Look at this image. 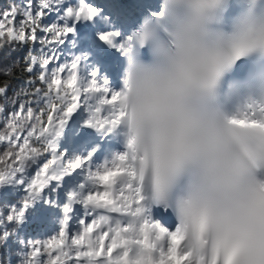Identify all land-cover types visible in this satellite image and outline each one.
<instances>
[{
	"label": "rangeland",
	"instance_id": "rangeland-1",
	"mask_svg": "<svg viewBox=\"0 0 264 264\" xmlns=\"http://www.w3.org/2000/svg\"><path fill=\"white\" fill-rule=\"evenodd\" d=\"M66 1L67 0H64V2L63 0H0V35L2 36L0 37V74L8 72V70L15 65V59L20 56V52L23 50V45L28 38L22 27V23L25 19L29 21L30 25H34L36 23L35 19L42 16L41 12H44L45 9H47L46 7H51L56 8L58 12L63 11L65 14L67 12L69 19L74 20L78 26L81 24V21L83 23L87 20L94 19L99 13V8L94 7L96 0H70L71 7L65 10L63 6L67 5L68 2ZM99 1L102 2V0ZM80 2H83L85 8L89 11L86 9L80 14L77 8ZM53 17L57 18L56 15H53ZM42 21L43 19L40 18L39 26L41 27L39 29V34H42H40V38L46 43L44 45H39L38 38L30 36L32 44L30 51L33 49L38 51V54L34 56L31 55L30 62L35 64L38 61L40 66H33V69H31L32 66H30L31 68L29 70L30 72L37 71L40 81L48 85L47 89L52 92V95L55 96L56 99L62 101L63 104H66L68 101L64 91L66 85L72 78V83L70 84V92L73 94L72 102L75 103L77 100H81L84 109L80 116V121L72 124L66 121L59 124L50 122L49 125L42 130L43 136L50 140L48 161L40 155L38 149L29 141L31 133L37 128L39 122V116L36 118L33 113L35 110L31 106L32 109L27 107L19 98L17 100L14 99L13 101L14 103L16 102V104L10 107L14 109L17 108L19 112L11 110L13 112V119L9 122H6L4 118L3 120L0 119V123H2L1 126L3 125L1 128L2 135L0 136V180L6 185L4 188L7 187L6 189L8 190L4 195H0V212L2 211V214H0V264H95L99 252L101 249L103 250V242L106 238L105 235L99 234L94 236L93 231L96 228L95 222L90 221L87 223L86 219L85 221L80 220L79 222H73L74 227L67 233L65 231L66 227L64 222L66 217L64 215L68 207V196L69 198L76 196V207L85 206L91 198L90 196H96L98 199L102 198V193L95 190V185L101 184L104 180L107 181L112 179L118 170V166L107 167L105 165L103 167V173L98 177H94V175L91 176V173H88V175H90L89 179H93L95 182L91 189L87 191L82 183L76 184L75 181L70 182V180L73 181L72 176L74 175L83 179L86 176L85 172H83L86 167H84L83 164L86 162L90 163L89 152L91 151V143L80 145L77 144L76 140L84 132L92 134L91 130L93 127L100 130L102 125L107 123L109 119V114H101L100 110L90 104L87 92H89L92 85H100L102 86L101 91H103L104 94H109L108 97L111 102L120 95L121 91L114 86L112 79L105 75L96 76L94 70L93 76H89L88 74L81 76V74L76 71L75 66L77 64L75 60H72L69 65H67V63H61L59 67H56V61L48 63L49 60H47L45 64H43L47 57L50 58L54 55L55 48L53 46L55 43L57 44L60 40L64 39L66 33L59 30L54 22L51 23L47 21V23L43 25ZM47 28L52 29L50 31V37L46 36ZM62 29L64 30V28ZM91 77H94L95 81ZM95 77L98 78L95 79ZM10 89L12 91L14 90L16 95L19 96V88L14 86ZM43 99L48 105V98L44 96ZM5 104H9L6 98ZM75 106L72 109H75ZM72 109L68 107L67 111H71ZM65 115L67 116L68 113H65ZM55 125H57L56 128ZM21 132L22 134L19 135ZM54 137H57L60 142H62L63 139L68 142L62 148V157L55 153V147L52 144V139ZM79 152L84 154L83 158L80 160L77 156ZM56 159H62L63 165L69 168L66 174L70 176L67 178L70 179L68 182L70 193L61 197L62 201L65 203H63V210L61 213H58L55 208L50 210V205L55 207L54 202L56 193L53 197L51 195L47 196L48 189L51 193L52 190L55 191V188L58 187L57 179L52 182L55 184V187L53 186V188H51L50 181V185L48 184L44 192L40 193V186L45 182V172L53 165ZM95 167L99 168L100 166L96 165ZM77 169H79L80 172L76 173ZM49 178L53 180L52 177ZM64 181H66V179H64L63 182ZM74 189L77 190L76 193H74ZM36 205L41 206L40 210H37V212L33 208ZM45 210L47 213L50 211L53 215L51 217L50 214V222H48L46 227H42L40 230L37 223L34 225L33 229L28 228L26 233L23 232V234L27 235L26 244H22L15 236L16 230L21 226L20 218L28 214L30 219L38 220L37 217ZM34 212H36V214L31 215ZM83 217L85 218V216ZM86 223L87 225L85 226ZM4 224L8 227H12V233L14 234L12 240L17 243V246L19 245V249L13 253L14 259L12 254L6 255L4 253L7 250V245L5 244L7 233L5 231L3 232ZM157 224L159 225V222H157ZM115 241L116 238L105 245V253H107L108 256L110 255V250L113 248L112 246L115 244ZM25 245L28 246V250L26 251ZM15 246H13V248H16ZM82 249H84V251H82ZM167 250L169 256V247ZM87 257H89L88 262H86ZM83 260L84 262H82ZM164 263V261H160L155 264ZM104 264H111V262L108 260ZM113 264L152 263L145 257H139L133 262H128L124 257H121L120 260H117V262Z\"/></svg>",
	"mask_w": 264,
	"mask_h": 264
},
{
	"label": "bare ground",
	"instance_id": "bare-ground-1",
	"mask_svg": "<svg viewBox=\"0 0 264 264\" xmlns=\"http://www.w3.org/2000/svg\"><path fill=\"white\" fill-rule=\"evenodd\" d=\"M106 1L110 2L111 0ZM101 3V1L96 0L94 7L99 8V13L97 14L96 18L88 24L93 25L95 29H97L92 34L89 35L86 33V30L89 26L85 25V22L82 23L81 21V24L77 26L76 23L73 21L76 27L75 32H77L76 36H74V38L78 40L77 45L82 44V46H86L89 50L98 49L101 53H103V55L107 56L109 60L112 59L113 56L118 52L119 56H125L126 58L128 57L129 52L128 41L130 38V33L124 27V24L121 23V21H117L114 17L108 16V8L111 9L112 7L107 6L105 3ZM77 8L80 14H82L87 9L85 8L83 2H80L77 5ZM82 24L83 27L81 26ZM0 37L2 36L0 35ZM33 37H35L34 32ZM21 53L22 52H20V56ZM110 54H112V56H110ZM20 56L16 59L18 60ZM16 59L15 62L17 63ZM82 59L83 58L81 56L77 58L80 64L83 62ZM109 60L107 62H109ZM6 73L7 72L2 74ZM127 73L128 71H126L124 76V92L120 93V95L111 102L101 101L98 103L99 107L101 108L105 105L106 110L104 112H107L109 114V119L107 123L102 125L100 133L93 134V130H91L92 134L84 132L76 140L77 144H93V140L91 138H96L100 140V143H108L113 141V133L116 129L119 128L120 117L124 113V100L127 95L128 87ZM14 86L18 88V86L14 84H4L0 86V119L3 120L4 118L6 122H9L11 119H13V112L11 110H13L14 112H19L17 108L14 109L13 107H10L16 104V102L14 103L13 101L14 99L17 100L19 98V100H21L20 97L16 95L15 91H12L10 89ZM5 98L8 100V105L5 104ZM255 105L261 108L258 103H256ZM26 106L29 107L28 105ZM29 108L31 109V107ZM33 113L36 118H38V113L35 111H33ZM73 115L74 109L69 112V117ZM258 122L261 121L258 120ZM1 124L2 123H0V136L2 135L1 128L3 126H1ZM21 134L22 132L19 135ZM32 137L33 132L30 135V142ZM57 142L58 138L54 137L52 139V144L55 146ZM124 145V149L131 150V154L133 155L132 159H127L124 155L119 156L118 153L116 154L115 152L110 153V155L106 158L102 157L101 159H99L93 147L90 146V163L86 162L83 164V166L87 169L83 170L86 176L83 179H80L78 176L74 175L73 178L76 180V184L82 183L87 191L91 189L93 183L95 182V180L89 179L90 175H88V173H91V176L94 175V177H98L103 173V167L105 165L107 167L118 166V170L114 174L112 179L107 181L104 180L101 184L95 185V190L99 193H102V198L89 199L85 206L76 207V201L74 199V197L76 198V196H72V198H69V196L67 197L68 209L66 208V212L64 215L66 217L64 222V225L66 227L65 231L69 233L68 228L69 226H71L70 220L76 221V217L85 216L87 223L90 221L95 222L96 228L93 231V235H105L106 238L103 242V248H105V245L108 244L110 238L111 240H114L116 238L115 244L110 250V255L108 256L107 253H105V251L101 249L95 260V264H104L108 260H110L111 264H113L117 262V260H120L121 257H124L125 260H127L128 262H133L139 257H145L152 264L159 263L160 261H164V264H203L202 256L198 257L195 254H192L187 250H183L181 248L182 238L179 239V247L175 246L174 243L179 235L181 225H178L175 229L169 230L160 224L158 225L157 221H147L146 224H144V222L139 220L138 210L141 206L140 199L137 197V187L132 184L133 176L135 173L133 163L134 159L138 157L135 155L133 141L130 138L125 137ZM77 156L80 160L83 158L84 154L79 152ZM61 165L63 166V163L60 161V159H56L53 162V165L47 169V171L45 172V182L42 183V185L40 186V193L44 192L50 181L54 182L55 179H57V183L59 185L62 184L65 178L62 175L63 171H60ZM94 165H99L100 167L96 168ZM77 172H80V170L77 169L76 173ZM122 175H126L127 178H121ZM49 177H52L53 180H51ZM0 182V195H4V193H7L8 190L6 189L7 187L4 188V186L6 185L3 183V181L0 180ZM70 182L73 181L70 180ZM74 193H76L75 189ZM113 213L117 215V218L114 223L110 224V215ZM0 214H2V211L0 212ZM46 216L47 212L45 210L42 214H40L39 217H37V221H39V219H42V217L45 218ZM52 216L53 215L51 213V217ZM35 222L36 220L30 219L28 214L25 217L20 218L21 226L18 227L15 235L16 238H18V240L22 242V244H26L27 238V235L23 234V232L26 233L28 228L31 227ZM87 223L85 224V226L87 225ZM73 227L74 226H71V228ZM168 247L171 256L170 254L168 256ZM26 250H28V246L25 245V251ZM150 252H156V257L153 259L149 258L148 254ZM82 262H84V260Z\"/></svg>",
	"mask_w": 264,
	"mask_h": 264
},
{
	"label": "trees",
	"instance_id": "trees-1",
	"mask_svg": "<svg viewBox=\"0 0 264 264\" xmlns=\"http://www.w3.org/2000/svg\"><path fill=\"white\" fill-rule=\"evenodd\" d=\"M36 24L30 25L28 20H24L22 27L28 38L23 45V50L20 58L14 67L8 70L6 74H0V86L4 84H14L18 86L20 99L29 107L31 106L35 112L39 114V122L37 128L33 132L31 139L32 144L38 149L40 155L45 158L46 161L49 159V144L47 139L43 136L42 130L49 125L50 122L53 124H59L64 120L62 112L66 111L68 104H62V101L55 98L52 92L47 89L48 85L43 84L39 75L36 72H30V57L33 52H30L31 47V34L34 32V36L39 41L43 40L38 34L39 18L35 19ZM72 80L66 85L65 94L72 99L73 95L70 92ZM48 98V105L45 103L43 97ZM31 108V109H32ZM56 108L58 109L56 111Z\"/></svg>",
	"mask_w": 264,
	"mask_h": 264
}]
</instances>
